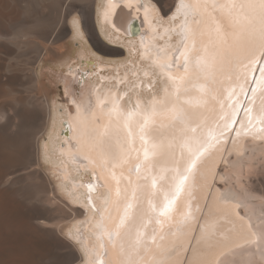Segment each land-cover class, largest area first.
I'll return each instance as SVG.
<instances>
[{"label":"snow or ice","instance_id":"obj_1","mask_svg":"<svg viewBox=\"0 0 264 264\" xmlns=\"http://www.w3.org/2000/svg\"><path fill=\"white\" fill-rule=\"evenodd\" d=\"M88 9L94 13L100 38L120 47L121 55L125 47L130 54L143 55L134 42L121 41L129 33L139 34L134 27L138 21L150 30L156 25L165 26L166 32L176 30L179 36L174 49L162 48L153 58L155 70L138 77L139 84L131 80V91L128 79L118 80L129 101L135 94V103L126 112L129 120L134 114L141 116L138 128L144 173L139 154L128 176L122 171L118 177L115 171L124 163L128 144L119 124L125 114L120 91L107 102L100 100L109 116L117 117L109 124L101 126L98 120L82 116L79 105L70 118L69 130L76 126L74 147L77 152L83 148L96 153L99 178L108 186L103 210L95 208L90 197L87 200L99 214L95 225L99 238L106 236L113 244L121 241L127 257L121 264H225L221 250L241 242L255 245L264 255V227L253 231L248 214L239 211L242 205L226 199L227 178L220 168L242 138L264 137V0H199L195 4L178 0L168 11L159 7V0H59L43 39L47 41L59 29L74 38L77 48L87 42V48L100 55L84 27ZM40 25L41 19L34 16L28 22L0 28V45ZM140 47H147L143 39ZM174 67L183 75L177 76ZM158 111L168 114L166 124L153 118ZM17 115L23 119V110ZM46 146L47 139L42 155ZM107 169L111 171L106 174ZM87 190L93 192L94 185L88 183ZM162 192L163 201L156 203ZM221 202L231 206L221 210ZM73 243L83 248L85 264H104L92 258L91 250L71 230L67 254L48 264H77L80 257ZM0 264H4L3 253Z\"/></svg>","mask_w":264,"mask_h":264},{"label":"bare ground","instance_id":"obj_2","mask_svg":"<svg viewBox=\"0 0 264 264\" xmlns=\"http://www.w3.org/2000/svg\"><path fill=\"white\" fill-rule=\"evenodd\" d=\"M161 1L163 0H159V3ZM58 2L59 0H0V8L4 9L0 14V28L28 22L34 16L41 19L38 29L21 31L7 45H0V253H3L4 264H48L50 260L62 259L67 254L66 245L69 243L71 230L91 250L93 259H102L104 264H121L127 258L121 251V241L117 239L113 244L106 236L99 238V230L95 226L99 214L87 203L86 197L89 196L95 208L103 210L105 207L108 186L99 178V157L83 148L77 152L74 147L76 126L73 124L70 131L69 121L76 115L77 105L82 116L98 120L101 126L116 120L115 115L109 116L100 100L107 102L111 95L120 91L124 99L119 103L125 114L119 118V124L124 129L121 136H127L128 144L124 163L117 166L115 171L118 177L122 171L128 176V169L138 162L136 158L139 154L141 173H144L143 148L138 128L141 116L134 114L129 120L126 112L135 103V94L129 101L123 91L124 86L118 85V80L128 79L131 91V80L134 79L139 84L138 77H143L145 71L155 70L153 58L162 48L174 49L179 36L176 30L166 32L165 26L160 25L150 30L148 25L138 21L139 34L132 36L129 33L122 36L121 41L134 42L143 55L135 51L130 54L125 47L124 56L119 59L105 60L96 56L95 62L87 61L84 66L88 70L84 81L83 70L80 69V77L76 78L77 69L67 66L66 73L69 76H64L67 85H63L66 102L62 111L58 112L56 102L53 103L56 92L52 95L49 88L51 80L39 75L38 71L41 63L57 61L71 50L68 40L70 36L64 35L59 29L47 41L43 39L50 30L49 19L55 18ZM177 2L178 0H173L169 8H162L163 11H168ZM184 2L195 4L199 0ZM189 19H192V15ZM84 27L90 42L100 51L109 55H121L120 48L110 46L100 38L91 9L85 11ZM171 27L176 29L178 25ZM100 31L102 34L104 29L101 28ZM141 39L147 47H140ZM90 51L88 48L86 52ZM173 72L177 76L183 75L182 72L177 73L175 67ZM132 73L137 76H132ZM249 78L251 79V74ZM79 88L81 94L78 97L75 89ZM256 104H259V99ZM21 110L23 119L17 115ZM153 118L158 123L168 122V114L165 112L158 111ZM129 130L131 135L128 134ZM45 139L47 146L45 155H42L41 148ZM229 148H232L231 144ZM225 160L227 163H221L220 168L227 178L224 185L226 199L239 202L242 205L239 211L241 214H248L253 231L259 232L264 227V196L255 193L248 186L246 174L257 164L264 162V137L242 138L232 149V155L226 154ZM46 169L51 170L52 177H49ZM110 171L111 169H107L106 174ZM135 175L132 174L133 180ZM88 180L97 183L94 186L95 192H88L84 184ZM110 187L114 193V181ZM57 201L65 203L71 213L57 211V205H54ZM162 201L163 192L156 203ZM230 206L231 204L223 202L218 204L221 210ZM101 244L103 247H100ZM73 247L80 257L77 264H85L87 258L83 248L76 243H73ZM221 251L225 264H264V255L255 245H243L241 242L240 246L231 245Z\"/></svg>","mask_w":264,"mask_h":264},{"label":"rangeland","instance_id":"obj_3","mask_svg":"<svg viewBox=\"0 0 264 264\" xmlns=\"http://www.w3.org/2000/svg\"><path fill=\"white\" fill-rule=\"evenodd\" d=\"M173 0H163L161 1L160 6L161 8H169L172 4ZM70 44H71V50H69L63 57H61L57 61H51V62H45L41 63L39 67V75H42L45 79L49 78V88L51 90V94L53 95L55 92V95L53 97V103L57 105L58 112L62 111V106L65 105L66 102V93H65V83L64 76H69V73H66L67 66L68 67H75L76 69L86 70L84 66L88 62H95V58L97 56L100 58H103L105 60H111V59H119L122 58L124 55H109L108 53H103L99 49L100 55H96L92 52H86L87 48V42H82L80 48H77L76 42L73 37L68 38ZM89 43L93 45L90 41ZM86 44V47H85ZM73 47V49H72ZM85 47V48H84ZM98 49L97 47H95ZM83 49V50H82ZM82 50V51H79ZM82 52V53H81ZM82 54V55H81ZM92 54V55H90ZM95 57V58H94ZM71 83V82H70ZM67 85V83H66ZM61 104V105H58ZM263 164V165H262ZM47 165V163H45ZM260 165V166H258ZM47 171H51L46 169ZM246 181L248 186L257 194L264 196V162L261 164H257L255 167H253L247 174H246ZM54 205L57 208V211H63V212H70V209H68L67 206H65V203H62L61 201H57ZM66 210V211H64Z\"/></svg>","mask_w":264,"mask_h":264},{"label":"water","instance_id":"obj_4","mask_svg":"<svg viewBox=\"0 0 264 264\" xmlns=\"http://www.w3.org/2000/svg\"><path fill=\"white\" fill-rule=\"evenodd\" d=\"M134 27H136V28H138L139 29V31H140V25H139V22H137L135 25H134ZM131 34V33H130ZM113 47H117V46H113ZM118 48H120V47H118ZM121 49V48H120ZM80 69H77V71H76V73H75V76H76V78H79L80 77ZM83 77H84V79H83V81L86 79V77H87V75H88V70H83ZM74 76V77H75ZM81 86H82V83H81ZM80 86V87H81ZM75 94H76V96H80V94H81V88H79V89H75ZM244 99H245V101H247V99H248V96L247 97H244ZM64 130V129H63ZM46 173L49 175V177H50V175H51V177H52V172L51 171H47L46 170ZM88 183H92L94 186H97V183L95 182V181H93V180H88L87 182H85L84 184H85V186H86V188H87V184ZM93 192H95V189H94V191ZM87 198V200L89 199V196H87L86 197ZM90 206H92V205H90ZM98 260V259H97ZM79 262H81V261H79Z\"/></svg>","mask_w":264,"mask_h":264}]
</instances>
